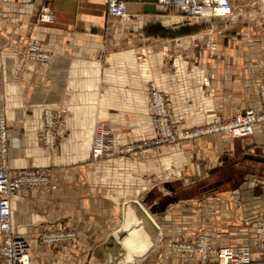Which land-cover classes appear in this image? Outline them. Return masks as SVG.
<instances>
[{
    "label": "crops",
    "instance_id": "0c3cea01",
    "mask_svg": "<svg viewBox=\"0 0 264 264\" xmlns=\"http://www.w3.org/2000/svg\"><path fill=\"white\" fill-rule=\"evenodd\" d=\"M106 1L38 0L55 13L47 25L35 20L32 0H23L19 36L41 41L54 57L42 72L18 77L17 87L9 65L17 47L10 38L14 25L0 24V54H7L0 70V114L6 115L8 136L19 141L8 150L9 169L40 168L55 184L53 189H21L10 199L13 234L31 245L33 264H118L123 259L128 264H200L164 247L165 235L182 239L196 232L209 234L216 245L252 243L255 222L264 217V187L250 181L254 173L246 168L250 162L264 164L259 150L264 121L245 138L213 133L153 147L144 158L115 154L93 161L83 152L87 140L77 138H89L100 115L110 120L115 144L153 138L146 109L149 81L164 93L177 128L250 106L256 83L264 81V9L238 6L229 17L197 21L157 0H126L127 16L111 18ZM7 36L8 44H1ZM142 48L150 51L146 61L138 59ZM101 55L104 64L98 63ZM102 93L105 99L97 103ZM35 95L55 103L62 99L68 107L71 132L51 151L40 144L32 111L20 106ZM179 177L189 185H181ZM131 198L151 209L162 232L142 252L131 251L126 241L133 212L125 205ZM58 225L73 229L76 247L38 244L44 230ZM111 235L113 247L104 246ZM120 244L124 254L117 252Z\"/></svg>",
    "mask_w": 264,
    "mask_h": 264
},
{
    "label": "built area",
    "instance_id": "2783aa9c",
    "mask_svg": "<svg viewBox=\"0 0 264 264\" xmlns=\"http://www.w3.org/2000/svg\"><path fill=\"white\" fill-rule=\"evenodd\" d=\"M158 3L172 5L183 14L201 20L203 17H229L232 13V0H157ZM34 5V2H33ZM218 7L220 12L216 11ZM34 8V7H33ZM106 10L108 15L113 18L126 17V0H107ZM36 9V8H35ZM203 10H205L203 12ZM36 20L41 24L50 23L54 20L55 13L47 6H40L36 10ZM24 52L21 65L35 63L38 68L46 67L52 57L47 54L48 49L42 47L39 40L29 44ZM216 43L210 41L211 51H214ZM149 49L142 48L138 59L146 61V55ZM47 64V65H46ZM2 64H0V70ZM208 77L203 80L207 84ZM257 104L248 106L244 111H238L230 117L223 119L215 116L212 122L205 126L195 127L193 129L176 128L172 119V110L165 98L164 93L158 88L154 81L148 83V94L146 109L153 121L155 136L146 142L126 147L125 152L138 150L141 157L146 156V147L149 146H174L180 142L194 138H200L203 135L223 132L231 137L245 138L254 133L257 124L264 121V81L258 82ZM259 106V110L258 109ZM52 116V111L46 110L45 116ZM48 123L52 124L53 119L48 117ZM98 139L92 150L94 157H99L106 150L104 144L107 138V128L102 126L98 129ZM43 145L49 148L55 147L57 140L53 134L45 133L42 140ZM19 141L17 137L8 136L5 128L4 119L0 116V264H33L31 259L30 245L24 239L13 234L12 215L10 209V199L14 197L21 189L45 187L55 188L49 177L33 170L32 168L19 169L15 172L9 169L7 162L8 150L17 147ZM264 186V179H252ZM185 184L188 181L185 180ZM202 197V196H201ZM200 199V198H199ZM257 235L252 243H242L238 245H216L213 243L209 234L205 232H196L195 234L182 238L171 239L170 250L177 255L185 258H192L200 264H264V217L256 220ZM38 242L47 247H60L63 249L74 248L77 246L76 235L73 229L64 228L62 225L49 228L38 237Z\"/></svg>",
    "mask_w": 264,
    "mask_h": 264
},
{
    "label": "rangeland",
    "instance_id": "374dc122",
    "mask_svg": "<svg viewBox=\"0 0 264 264\" xmlns=\"http://www.w3.org/2000/svg\"><path fill=\"white\" fill-rule=\"evenodd\" d=\"M233 1H234V3H232ZM33 2H34V7L36 8L35 11H34L35 14H36V10L39 9L40 6H47L46 4H39L38 0H32V4H33ZM244 2H245V4H243V0H240V5H238L239 4L238 1L232 0L231 1L232 12H233L234 9H238V6H240V8L241 7H243V8L246 7V8H252L253 10H258V11H262V9H264V0H244ZM106 3H107V1H106ZM159 4H161V3H159ZM23 8H24L23 0H14V1H12V0H0V24H1V27H5L6 28V27L10 26L11 23H13V25H14V27H11V29H13L14 32L11 34L10 38L15 43H17V47L15 48L14 51H12V55H13L14 59H13V61H11V63L9 65H10V75L13 77V79L15 81V83H14L15 87L20 85L18 83V79L17 78L21 77L25 72L40 73V72H42V70H44L47 67V66L46 67L44 66L42 68L41 67L38 68L35 63H27V65H21L22 58L24 57V54L29 51L27 49V51L24 52L26 49H24L23 47L26 46L25 48H27L30 43L36 41V39L30 40V41L29 40L26 41V40H24V38L19 36V33H20L21 28L23 26V22H22V19H21L22 18V10H23ZM48 8H50V7H48ZM8 13H10L9 16H7ZM216 18H223V17H216ZM224 18H226V17H224ZM207 19L212 20V19H215V18L214 17L213 18L212 17H207ZM35 20H36V18H35ZM54 21H55V16H54V20L52 22L46 23V24L50 25ZM176 40H178V39H176ZM7 42H9L8 36L3 38V43H1V44H4V45L6 44L7 45L8 44ZM48 51L49 52L47 54H50L52 59H53L54 53L52 51H50V50H48ZM0 52H1V50H0ZM5 57H7V54L6 55H1L0 54V64L3 65V63L5 62ZM52 59H51V61H52ZM97 60H99L98 63H101V61H102L103 64L105 63V59H104V57H102V55L99 56L97 58ZM24 96H25V94H24ZM100 99L101 100L105 99V96L103 95V93L101 94V98H100V96H97V98H96L97 103H99ZM30 100L31 101H28V102L25 101L24 103H21L20 106L23 107V108L25 106V108L30 109L32 111V117H31L32 122L39 124V141H40V144L45 149H48V150L51 151L57 146V143L59 142L61 137L62 138L66 137L68 135V133L71 132L70 131V123L71 122H70V119H68L69 117L66 115V112H67L66 108H68V107H67V105H65L62 102V99H58L57 103H55L54 99H47V98L39 97V95H35V97H33ZM259 109L260 108L258 106L257 110H259ZM46 110L52 111V116H48V115L45 116ZM241 111H244V109L241 110ZM0 116L3 117L4 123H5V128L7 130V126L8 125H7L6 115L5 114H0ZM47 116L51 117V119H53V122L50 125L47 124L48 123ZM215 116H220L221 118L226 119V118L230 117L231 115L228 116V117H223L220 114H215L214 116H212V118H210L209 121H207V122H205L203 124H196V125H193V126H190V127H184V128L193 129L195 127L205 126L206 124L212 122V120H213V118H215ZM102 126H106V128H107V135H106L107 138H105L106 143L104 144V146L106 147V151H104L101 156L94 157L91 153H92V150L94 148V144L96 143V141L98 139V133H99L98 129H100ZM184 128H177V129L182 130ZM46 132H48L50 134H53L56 137L57 143H56L55 147L49 148V147H46L45 145H43L42 140H43V137H45V133ZM113 132L114 131H113L112 127H111L110 120L108 118H106L105 116L100 115L99 117L96 116L94 118V121L92 122L91 135H89V138L85 139V137H80L79 136L77 139H80L79 143H83V141L87 140V141H85L86 142V145H85L86 147L83 149V152L85 154L90 155V157H91V159L93 161H97L103 156H112V155H115V154L126 155L127 157L136 154L138 156V158L139 157L140 158H144L145 157V156L141 157L139 152H138V150H132V151L125 152L124 149L126 147H128V146H132V145H135V144L138 145L140 143L146 142V140H141L139 142H130V143H126V144H115L114 140L112 138V133ZM7 133H8V131H7ZM218 133H223V132H218ZM206 136H208V135H203L200 138L206 137ZM12 138L13 137H11V139ZM234 138H239V137H234ZM151 139H147V140H151ZM197 139H199V138L190 139V140H187L186 142L194 141V140H197ZM183 142H185V141H183ZM183 142H180V143H183ZM160 146H167V145H160ZM153 147H157V146L146 147L145 148L146 149V154L148 153V150L153 148ZM89 150H91V153L89 152ZM259 150L264 154V148H260ZM7 162H8V159H7ZM30 168H32L33 170H35L37 172H40L41 174L47 175L49 177L50 181L52 183H54L53 179L50 178V176H49V174H48V172L46 170H42L40 168L35 169L34 167H30ZM246 169L249 170V172L251 171V173H254V174H250V176H252L250 178V181L252 183H253V181H252L253 178L259 179V180L264 179V164L258 163V162H250L249 168H246ZM176 179L179 180L180 181L179 183H181V185H183V186H188L189 185V182H188V184H185V180L186 179L184 177L183 178L179 177V178H176ZM196 183H197V185H201V186L207 184V182L203 183L201 181H197ZM254 183L259 185L261 188L264 187V186L262 187L261 184H258L257 182H254ZM234 184L236 185L237 183H234ZM131 200H137V199L136 198H131ZM121 208H123V205L121 206ZM149 211L152 213L151 209ZM123 218H124V216L122 215L120 224L123 222ZM134 223H135V225L139 226V224L141 222H139L138 220H135ZM48 229L49 228L44 230L42 233L46 232ZM128 234H129L128 236L131 237L130 229H128ZM169 238L170 237L165 235V239L166 240L164 242V247L166 249H168V248L170 249V242H169L170 240H169ZM129 243L131 245H133V243H131V242H129ZM38 244H41V243L38 242ZM41 245H43V244H41ZM120 247H121V244H120ZM31 249L32 248H31V245H30V250ZM117 252H120L121 254L125 253L124 249L122 247H121L120 250L117 249Z\"/></svg>",
    "mask_w": 264,
    "mask_h": 264
},
{
    "label": "bare ground",
    "instance_id": "6f19581e",
    "mask_svg": "<svg viewBox=\"0 0 264 264\" xmlns=\"http://www.w3.org/2000/svg\"><path fill=\"white\" fill-rule=\"evenodd\" d=\"M220 8L221 7H218L216 9V11L220 12ZM204 11L205 10H203V12ZM200 18L205 19L204 16L200 17ZM205 85H208V83ZM256 92H258V82L256 83ZM147 94H148V91H147ZM256 99H257V93H256L255 101L253 103H251L250 106H252V105L254 106L257 104ZM257 126H258V124H257ZM257 126H255L254 132H255ZM89 152L91 153V150H89ZM91 154H93V152ZM136 205L140 206L143 209L142 211L144 212L143 213L144 215H141L139 212L137 213V209H136L137 206ZM125 209H126V212L129 211L128 213H131V211L133 212V217L131 219H129L128 223L126 224V228H125L126 231H128V229H130L131 237L127 236V240L129 242L133 243V245H130V250L134 251V252H142L143 250L147 249L149 245L154 244V235L157 234V236H160L162 234V232L159 231V227L156 224V222L154 221V218L151 215V213L146 208H144L140 202H138L136 200H134L132 202H128L125 205ZM138 211H141V209ZM147 218L150 220L149 222L147 221ZM135 220H138L139 222H141L139 224V226L135 225V223H134ZM62 226L64 228H68L66 225H62ZM140 239H142V240H140ZM145 251L143 253H145ZM118 264H128V262H126L125 259H123Z\"/></svg>",
    "mask_w": 264,
    "mask_h": 264
},
{
    "label": "water",
    "instance_id": "95a60500",
    "mask_svg": "<svg viewBox=\"0 0 264 264\" xmlns=\"http://www.w3.org/2000/svg\"><path fill=\"white\" fill-rule=\"evenodd\" d=\"M137 206V213L139 212L141 215H144L143 213V209L140 207V206H138V205H136ZM141 209V211H138V210H140ZM147 221L149 222L150 220L147 218ZM113 245H114V240H113V236L111 235L109 238H108V240L106 241V243L104 244V246H106V247H113Z\"/></svg>",
    "mask_w": 264,
    "mask_h": 264
}]
</instances>
